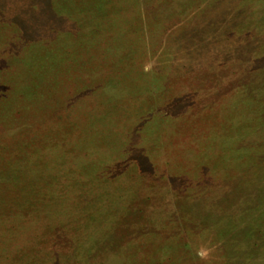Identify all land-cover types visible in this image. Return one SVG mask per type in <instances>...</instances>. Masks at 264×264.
Listing matches in <instances>:
<instances>
[{
    "label": "rangeland",
    "instance_id": "1",
    "mask_svg": "<svg viewBox=\"0 0 264 264\" xmlns=\"http://www.w3.org/2000/svg\"><path fill=\"white\" fill-rule=\"evenodd\" d=\"M151 1L0 0V264H21L19 254L24 256L22 264H45L42 258L48 254L34 245L31 233H45L41 221L59 220L62 237L71 233L69 226L83 229L86 241L98 244V253L107 259L104 264H241L240 258L264 252L256 245L261 238L258 225L264 226V72L259 80L234 83L248 79L245 75L258 68L255 64H264V59L252 60L249 69L245 64L251 60L245 54L262 47L264 36L233 33L230 23H240L249 11H227L236 2L251 11L252 0H208L217 3L220 14H211L214 20L203 33L197 30L195 36H188L193 48L187 56L192 59L195 54L196 63L201 41L209 42L203 45L206 57L223 58L227 85L233 86L218 99L207 88L204 105L186 113V122L173 115L164 121L167 131L177 130L187 137L179 158L175 156L178 145L166 144L159 135L156 123L163 116L153 111L173 91L163 92L153 79V93L143 94L151 78L143 76L140 65L149 62V53L156 56L155 45H149L151 36L160 37L169 25L178 24V16L194 0H179L187 7L190 4L188 9L178 0L163 4L170 9L166 19L175 16L164 30L154 20L158 3H146ZM195 5L198 8L200 3ZM208 7L215 9L210 3ZM262 11L255 13L259 16ZM209 28L212 31L205 36ZM57 31H76L79 36L73 35L66 45L67 35L57 39L52 34ZM141 32H148L147 43L138 45ZM105 47L127 55L119 53L116 65L104 74L102 87L84 85L78 93L66 89L72 80L90 75L88 67L93 72L90 64L97 61L92 51ZM179 50L175 65L185 58L186 52ZM166 57L167 53L158 63ZM84 90L87 96L72 100L73 94ZM31 117L35 123L27 133ZM136 119L143 125L137 132ZM140 133L152 143L148 149L153 156L169 149L170 170H162L159 158H153L140 160L142 171L134 157L145 147L128 144ZM116 159H128V166L121 163L112 181L108 167ZM139 173L149 182V190L141 186ZM131 178L137 184L129 183ZM137 190L139 198L153 194L147 200L150 208L144 223L130 222L134 213L129 211L120 216L130 197L136 199ZM82 211L85 216L77 219ZM188 241L192 242L189 249L185 248ZM7 246L23 248L17 254ZM75 246L74 252L82 254V245ZM200 253L207 255L200 258Z\"/></svg>",
    "mask_w": 264,
    "mask_h": 264
},
{
    "label": "trees",
    "instance_id": "2",
    "mask_svg": "<svg viewBox=\"0 0 264 264\" xmlns=\"http://www.w3.org/2000/svg\"><path fill=\"white\" fill-rule=\"evenodd\" d=\"M173 1H174L173 3H175L177 0L176 1L173 0ZM166 2L169 3L170 0H152L151 2H146L148 4L153 3L154 5H156V3L159 4V5L157 4V6H159V7H156V10L158 11V15H154L155 16L154 20H155L157 25H159V26L163 25V30H164L165 23L167 24V22L169 20H172V18L175 19V16L173 15V13H171L173 15V17H170V18L167 17V19H166V15H169L167 12L170 10V9L167 10V8L163 7V4H165ZM177 2H179L181 5H184L183 3H181L182 1L180 2L178 0ZM195 3L196 4L200 3V5H198V8L196 7ZM209 3L212 6H214L215 9H213L212 7H208ZM214 4L215 5H213V3L208 1V0H205V2H202V0H194L192 6H190V4H189L188 7L190 6V9L186 10L184 14L181 13L178 16L179 17L178 18V24L174 25L175 23L174 24L172 23L173 24L172 27H170V25H169L166 28L165 32L161 31L160 37H159V35H156V33L154 34V36H151V43L149 45L150 46L155 45L154 50L156 51L155 54L158 57L157 58L158 60L156 59L157 61H155L154 59L156 56L155 57L151 56V53H149L150 58H151L149 60V62L147 61V63H145L144 65L143 64L140 65V66H143L142 67L143 69L141 71V72H143V76L151 78L150 79L151 81L150 82L148 81V83L146 85L148 87H144L143 94L149 96L150 93H153L152 91L156 88V87L152 86L153 79L156 81V83H158V85H160V87H162L163 92H169V90L173 91L172 95L171 94L168 95V97L165 100H163L162 102H159V104L155 106L153 111H154V113L158 112V113H160V115L163 116L161 118H158L157 123H156L157 127L159 129H161L159 131L161 134L159 133V135L163 136L162 139L166 141V144H168V143L170 144L172 141H174L175 145H173V146L177 147V145H178V147L175 149V156L176 157L183 156L182 150L186 149V146L182 147L181 143L184 140H186L187 137L184 135L182 136L181 133L178 134L177 130H175V131L171 130V132L167 131L165 127H167L168 124L164 121L172 115H173V117H178L177 120H180V119H183V117H185L186 113L187 114L194 113L193 111H195L196 109H199V107L201 105H204V104H202L204 102V100L202 101V99H205V93L207 91L206 90L207 88H210V92L213 93L212 98H214V96H217V99H218L220 94H222V93L224 94L225 91H227L228 89H231V87L233 86V85L231 86L232 82L229 85H227L229 81L227 82V80H226V74H225L226 69L224 71V66H225L224 64L225 63L223 61V58L217 57L216 58L217 60H216L215 58L210 59V58L206 57V52H207L206 46H203V45H206V44L208 45L209 42L204 43V40L201 41V42H203V44H202V47H199V49H198V50H200V53H199V57L197 60V62H198L197 65H196L197 62L195 63V61L192 60L196 57L195 54H193L194 57L192 59L190 58V56H187L188 52L192 51V50H190V48H193L191 46L192 42L190 43V38H188V36L189 35L195 36L197 30H199L200 32L203 33V31L205 29L207 30V28L210 27L209 21L214 20V19H212L214 16H211V14H213V12H215L218 15L219 11L217 12V10H219V9H217V7H216L217 3H214ZM184 7H187V5H184ZM188 7H187V9H188ZM245 7H246L245 5H239V4H237V2L235 3V5H230L229 7H227L229 9L227 11H230V10L234 11L235 14L237 12L243 10V9L245 11L246 10L249 11L248 12L249 15L247 16V18L240 20V23H238V24L230 23V25L231 26L233 25V28H234L232 32L237 35V34H243V33L245 34V32L249 31V32H254L256 36L258 35V37L260 35H261L260 37L264 36V18H262V16L264 15L263 14L264 13L263 0H261V3H258V4H257V2L252 0V6H251L252 10L251 11H250L249 7L248 8H245ZM259 8H260V10L262 9L263 11L260 13L261 15L259 14V16H258V14L255 13V10H259ZM208 10H209V12H208ZM253 13H254V15H253ZM251 14H252V16H251ZM230 16H232V15H230ZM63 17L65 19L66 18L67 19L73 18L70 16H63ZM208 17H210V18H208ZM145 19L148 20L146 15H145ZM255 19L259 20V21H263V23L258 24L255 21ZM207 23H208V25H207ZM206 25H207V27H206ZM76 27H77V25H76ZM228 27L230 28V26H228ZM211 28H214V27L212 26ZM60 30H61V28H60ZM210 30L212 31V29H210V28L207 32L205 31L206 33H204V35L206 36V34H208V32ZM244 30H246V31H244ZM76 31H79V30H76ZM76 31L75 32L57 31V33L54 32L52 34L59 36L57 39H60L62 34L69 36V37L65 36V39H66L65 44L67 45V40H69V38L72 39L73 35H75V38L77 36H79L78 32H76ZM213 31H214V29H213ZM222 32L223 31L221 30V33ZM226 34H228V33H226ZM146 36H148V32H143V33L141 32V34H139L137 36L138 38L136 37L138 39L136 43L138 45H141V42L146 40V39H144ZM44 39H46V38H44ZM57 39L55 38L53 40H57ZM118 40H119V38H118ZM191 40H193V38ZM144 42L147 43L146 41H144ZM183 44L187 45L186 49L183 48V46H182ZM145 46H147V45H145ZM115 47H114V51L108 50L107 47L99 48L97 50H93L91 57L92 58L95 57V61H97L96 62L97 64L94 63V65H92V63H91L90 65L93 67V72H90V67H88V66H87L88 67L87 71L89 72V74L92 77H94V74L96 75V77L94 79H91L90 75H88V74L84 75L83 74L82 76L78 77L77 80H72L70 83H67L66 89L71 90V91L73 89H76L77 93H78L79 89L81 90L80 87L81 86L83 87L84 85L86 86L89 84L90 85L95 84V85H101V87H102V84H101L102 81L101 80H102L104 74L107 73V71H111L113 66L116 65V59L119 58L118 56L120 54L125 55V56L127 55L123 52V50H122V53H120L119 50L115 49ZM179 49H181V50H179ZM178 50L182 51V53H184V52H186V53L183 55L185 57L182 59L183 62L181 64L175 65V58L178 56L177 55ZM127 51L129 52V50H127ZM166 53H167L168 58L166 57L162 61V64H159L158 62H159L160 57H162V55L165 56ZM245 56L247 58L250 57L249 59H251L249 62L248 61H247V63L245 62V64L247 65L246 67L248 69H249V66H250L252 60L255 63L257 62V60H260V59L263 60L264 59V42L262 43V47L258 48L254 52L251 51V53H249L248 55L245 54ZM238 58H240V57H238ZM238 58H235V60H237L239 62L240 59H238ZM252 65H254V64H251V66ZM260 65L261 64H257V65L255 64V66L258 68H256L255 70L252 69V71L247 72V75H245V77H248V79L241 80L240 83H239V81L234 82L235 85L236 84L240 85L244 81H250V80L255 81L254 78H257L258 80L261 79L260 74H262L264 72V64H262V66H260ZM180 67L184 70L181 73L176 71V68L180 69ZM200 70H202L203 74L201 72H198ZM222 71H224V72H222ZM194 74H196V76H197V81L192 80V77ZM1 78H3V77H1ZM199 80L202 82L203 85L199 86V84H200V83H198ZM71 84H72V86H71ZM4 87L6 90V85ZM77 93L73 94V98H72V100L75 102H77L78 100L87 96V93L85 94V90L80 92V94H77ZM75 95H76V97H75ZM1 97H2V95H0V98ZM102 97H103V99L105 98V96H102ZM184 103H186V104H184ZM60 104L64 108L68 107V105H66L64 102H60ZM205 104H208V103H205ZM187 111H191V112L188 113ZM145 117L149 118L152 116L147 115ZM142 118H143V116L141 117V119ZM135 121L137 124V122H138L137 119ZM28 122H29L28 127H30V129L26 128L27 133L31 132V128L34 127L33 124L35 123V120L33 121L32 117H31L28 119ZM135 126H136V127H134L135 132H137L138 130L140 131V129L143 128V125L139 124V122ZM0 131H1V129H0ZM25 132H26V130H25ZM182 133L185 134L183 130H182ZM145 135H146L145 133H143V134L140 133L139 135H135V137L132 140L130 139V141L128 142V144H130V146H133L134 143L135 144L139 143L143 147H145V149L141 148L135 154L136 156L134 155L135 156L134 158L136 159V161H138L137 162L138 165H140V167L142 169V163H141L142 159L155 161L157 158H159V160L157 159V161H158V164L161 166V169L167 171L169 169V168H167V166H169L170 164L168 163L169 161L166 159H167V156H170L169 153L171 154V152L169 151V149H167V150H165L166 152H160L159 154H156V156H153V154L149 152V149H151L150 145L152 143L150 142L148 137H145ZM153 158H156V159L152 160ZM161 159H163V160H161ZM127 160L128 159H126V160L116 159V162L112 161L110 163V164H112V166H109L110 164L109 165L106 164L105 165L106 167L109 166L108 167L109 173L107 174L108 175L107 177H109L113 181L117 177V175L119 174L115 170L120 168L119 165L121 163L124 166H128V163L126 162ZM142 171H143V169H142ZM168 173H169V171H168ZM136 177L139 178L141 186L145 187V189L149 190L150 184L148 181L142 180L141 173L137 174ZM134 181H136V180H134L132 178L128 180L129 183L133 182V185L137 184V182H134ZM142 187L140 188V190L142 189ZM117 188H123V187H117ZM140 192L141 191L137 190V193H135V195H136L135 200H134V196H131L128 204H126L125 206L123 204H121V205H123V209H124L121 211L122 212L120 215L121 217L126 216V211H129L130 213H134L136 215V217H135L134 214H130L131 218L129 219V221L132 223H144L148 219V214H147L148 211L147 210L150 208V204L147 203L148 202L147 200H151L153 194L150 192L151 195H148L149 197L144 195L145 200H143L144 196H141V198H139ZM144 192L145 191H143V193ZM144 194H146V193H144ZM121 196H123V195H119L120 198H121ZM190 199L195 200L194 198H189V200ZM82 201L84 202V199ZM83 212L84 211H82L80 213V215L82 214L81 216L76 215L77 219H81L79 217H82L83 215L85 216V213H83ZM257 219H258V217H257ZM60 221L61 220L56 221L57 223H53L51 221L50 222L41 221L42 225L46 228L45 229L46 234L44 233V231L43 232L42 231H40V232L36 231L34 234H33V232L31 233V235H34V237L31 238V241L37 243L34 245L41 247L42 252L48 254L47 257L42 258L43 260L46 259L45 264H47V261L50 260V258H52V260L49 262V264H98L99 261H103L102 264H104V262L107 259H103V257L100 256V254L98 253V251H99L98 250V244L95 242H92V240L91 241L88 240L89 242L86 241L85 237L83 236V235H85L84 234L85 232H83V229L70 228L71 226H69V229H72L71 233H68L66 236L62 237V235L65 233L63 232V228H60V226L62 225V222H60ZM48 226H53V227H48ZM72 226H74V225H72ZM258 226H260V227H258L259 228L258 234H260L261 238L256 245L258 248H260V249L263 248V250H264V226H261V225H258ZM44 227H42L43 230H44ZM70 234H72L73 237ZM39 235H41V236H39ZM63 239H65V242H66L65 245L63 244ZM178 240H179L178 237H176V241H177L176 243H178ZM96 242H98V241H96ZM191 243H192L191 241H188L185 244V248L189 249L192 246ZM75 244H77V246H79L80 244L82 245L81 246V248L83 249L82 254L74 252L75 251L74 249L77 248L75 246ZM22 248H23V246H16L13 248V250L11 248L10 249L12 250V252H16L18 254L20 251H22ZM6 249H9V246H7ZM3 252L5 253V251H3ZM5 254H9V253H5ZM203 255H205V254L200 253L199 257L203 258L204 257ZM23 257H24L23 254L18 255V258H20L21 264H22ZM100 259H102V260H100ZM40 261L41 260H39L38 262H40ZM28 262L30 263V262H32V260L29 259ZM240 263L241 264H264V252L256 254V255L252 256L251 258H240Z\"/></svg>",
    "mask_w": 264,
    "mask_h": 264
},
{
    "label": "clouds",
    "instance_id": "3",
    "mask_svg": "<svg viewBox=\"0 0 264 264\" xmlns=\"http://www.w3.org/2000/svg\"><path fill=\"white\" fill-rule=\"evenodd\" d=\"M205 255H207V253H205Z\"/></svg>",
    "mask_w": 264,
    "mask_h": 264
}]
</instances>
